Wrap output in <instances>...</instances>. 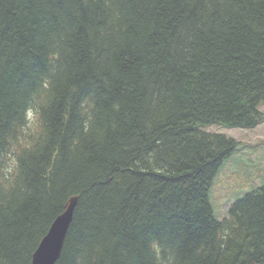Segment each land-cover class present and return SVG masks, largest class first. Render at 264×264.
<instances>
[{
	"label": "trees",
	"instance_id": "trees-1",
	"mask_svg": "<svg viewBox=\"0 0 264 264\" xmlns=\"http://www.w3.org/2000/svg\"><path fill=\"white\" fill-rule=\"evenodd\" d=\"M261 104L264 0H0V264L73 196L55 264H264V183L217 219L206 129Z\"/></svg>",
	"mask_w": 264,
	"mask_h": 264
},
{
	"label": "rangeland",
	"instance_id": "rangeland-1",
	"mask_svg": "<svg viewBox=\"0 0 264 264\" xmlns=\"http://www.w3.org/2000/svg\"><path fill=\"white\" fill-rule=\"evenodd\" d=\"M259 108L264 111V104ZM28 115L31 118L30 112ZM206 129L238 141L236 151L224 161L209 192L214 215L222 219L237 198L264 183V120L252 128L211 124Z\"/></svg>",
	"mask_w": 264,
	"mask_h": 264
},
{
	"label": "water",
	"instance_id": "water-1",
	"mask_svg": "<svg viewBox=\"0 0 264 264\" xmlns=\"http://www.w3.org/2000/svg\"><path fill=\"white\" fill-rule=\"evenodd\" d=\"M77 197L69 199L65 209L50 224L34 250L30 264H55L60 256L63 242L73 218Z\"/></svg>",
	"mask_w": 264,
	"mask_h": 264
}]
</instances>
